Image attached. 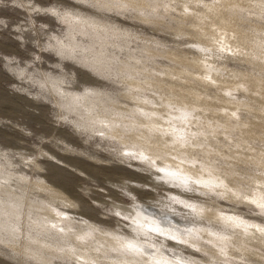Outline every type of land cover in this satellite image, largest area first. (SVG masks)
<instances>
[{"label":"rangeland","instance_id":"obj_1","mask_svg":"<svg viewBox=\"0 0 264 264\" xmlns=\"http://www.w3.org/2000/svg\"><path fill=\"white\" fill-rule=\"evenodd\" d=\"M153 263L264 264V0H0V264Z\"/></svg>","mask_w":264,"mask_h":264},{"label":"bare ground","instance_id":"obj_2","mask_svg":"<svg viewBox=\"0 0 264 264\" xmlns=\"http://www.w3.org/2000/svg\"><path fill=\"white\" fill-rule=\"evenodd\" d=\"M222 28V27H221ZM218 29V28H217ZM228 32V31H227ZM221 36H220V38H223V33H221L220 34ZM214 38V37H213ZM218 38V37H217ZM235 38V37H234ZM211 39V38H210ZM225 39H226V37H225ZM235 41V40H234ZM231 44V43H230ZM218 46V45H217ZM210 47V46H209ZM208 58V57H207ZM198 60V59H197ZM209 61V60H208ZM202 63V62H201ZM209 64V63H208ZM204 66V65H203ZM202 67V66H201ZM207 71V70H206ZM197 76V75H196ZM198 78V77H197ZM205 81V80H204ZM207 82V81H206ZM261 83V82H260ZM240 88V87H239ZM231 91V90H230ZM241 101V100H240ZM194 108V107H193ZM222 109V108H221ZM152 112V111H151ZM201 113V112H200ZM229 113V112H228ZM182 114V113H181ZM232 114V113H231ZM172 115V114H171ZM230 115V114H229ZM257 115V114H256ZM233 116V115H232ZM234 117H235V115H234ZM169 119V118H168ZM174 119V118H173ZM197 119H198V117H197ZM236 119H237V117H236ZM186 120V119H185ZM180 121V120H179ZM184 121V120H183ZM174 123V122H173ZM154 124H156V123H154ZM164 125V124H163ZM189 125V124H188ZM164 127V126H163ZM161 128V127H160ZM175 131V130H174ZM166 133V132H165ZM170 133V132H169ZM173 133V132H172ZM204 136V135H203ZM179 137V136H178ZM177 139V138H176ZM185 139V138H184ZM179 140V139H178ZM178 142V141H177ZM169 157V156H168ZM175 158V157H174ZM179 158V157H178ZM178 162V161H177ZM188 164H189V162H188ZM183 165V164H182ZM185 165V164H184ZM167 166V165H166ZM165 166V167H166ZM171 166V165H170ZM192 166V165H191ZM194 166V165H193ZM179 167V166H178ZM186 167V166H185ZM190 167V166H189ZM200 168V167H199ZM175 169V168H174ZM182 170V169H181ZM201 173V172H200ZM188 174V173H187ZM168 175H170V174H168ZM190 175V174H189ZM202 175V174H201ZM179 176V175H178ZM192 176V175H191ZM197 177V176H196ZM199 177V176H198ZM179 178V177H178ZM182 178V177H181ZM200 179V178H199ZM201 180V179H200ZM207 182V181H206ZM220 184V183H219ZM140 214V213H139ZM142 214V213H141ZM144 214V213H143ZM145 214H147V217H150V219L151 220H154V221H152V223H154L153 225H156V226H151V225H148V226H150V227H152V228H157L158 230H159V228H162V226H164V224H168V223H170L171 221L172 222H175V223H177V222H179V221H177V220H171V217H165L164 215L161 217V218H159V217H157V215L154 213V210H148L147 211V213H145ZM137 217V216H136ZM173 218V217H172ZM138 220V219H137ZM171 220V221H170ZM177 221V222H176ZM181 221V220H180ZM147 223V222H146ZM180 223V222H179ZM145 224V223H144ZM183 225V224H182ZM150 229V228H149ZM247 229V228H246ZM166 230V229H165ZM186 230V229H185ZM253 231V230H252ZM248 233V232H247ZM249 233H251V232H249ZM211 240V239H210ZM135 242V241H134ZM135 245V244H134ZM145 247V246H144ZM141 249V248H140ZM154 249V248H153ZM158 250V249H157ZM152 251V250H151ZM165 251V250H164ZM149 252V251H148ZM162 253V252H161ZM150 254V253H149ZM152 257V256H151ZM164 258V257H163ZM174 259V258H173ZM87 260V259H86ZM150 260H151V258H150ZM164 260V259H163ZM165 260H167V259H165ZM154 264V263H153Z\"/></svg>","mask_w":264,"mask_h":264}]
</instances>
